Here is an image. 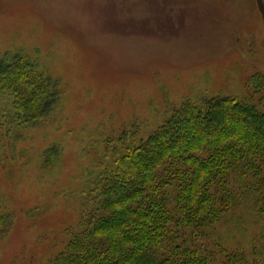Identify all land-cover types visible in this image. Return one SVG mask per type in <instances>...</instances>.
Segmentation results:
<instances>
[{"label":"rangeland","instance_id":"rangeland-1","mask_svg":"<svg viewBox=\"0 0 264 264\" xmlns=\"http://www.w3.org/2000/svg\"><path fill=\"white\" fill-rule=\"evenodd\" d=\"M17 55L60 98L43 122L20 128L13 95L0 97V264H51L100 169L181 104L228 97L264 114L256 0H0V61ZM51 147L59 157L47 166ZM254 210L245 202L211 231L244 264H264V218Z\"/></svg>","mask_w":264,"mask_h":264},{"label":"trees","instance_id":"trees-1","mask_svg":"<svg viewBox=\"0 0 264 264\" xmlns=\"http://www.w3.org/2000/svg\"><path fill=\"white\" fill-rule=\"evenodd\" d=\"M7 93L20 128L43 122L60 98L21 55L0 61V97ZM59 152L49 148L43 163ZM111 163L84 193L81 221L51 264H215L208 244L224 264L245 263L211 234L245 202L264 218V114L228 97L183 103Z\"/></svg>","mask_w":264,"mask_h":264},{"label":"water","instance_id":"water-1","mask_svg":"<svg viewBox=\"0 0 264 264\" xmlns=\"http://www.w3.org/2000/svg\"><path fill=\"white\" fill-rule=\"evenodd\" d=\"M256 3L259 13L261 14L262 18H264V6L262 0H256Z\"/></svg>","mask_w":264,"mask_h":264}]
</instances>
